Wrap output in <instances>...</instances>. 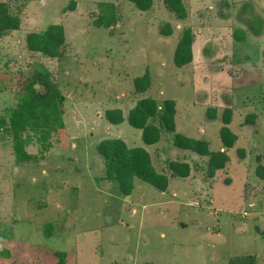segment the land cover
Wrapping results in <instances>:
<instances>
[{
  "label": "rangeland",
  "instance_id": "obj_1",
  "mask_svg": "<svg viewBox=\"0 0 264 264\" xmlns=\"http://www.w3.org/2000/svg\"><path fill=\"white\" fill-rule=\"evenodd\" d=\"M0 2L19 24L0 36V118L9 124L39 66L64 97L63 128L47 151L23 134L35 160L17 162L11 136L0 134V264H57L58 252L61 264H228L247 256L264 264V0H181L183 19L164 0L143 10L129 0ZM107 5L115 22L104 28ZM53 24L64 33L60 56L30 51L27 35ZM186 30L191 60L177 65ZM145 73L149 87L138 93L134 81ZM144 98L159 107L172 100L174 132L223 151V168L209 175L208 157L172 149L170 132L144 144L127 121ZM108 109H120L123 121L109 123ZM149 123L160 127L158 118ZM223 126L237 137L229 149ZM114 138L147 150L168 178L165 191L135 180L123 195L105 178L97 145ZM170 161L186 162L189 175L175 177Z\"/></svg>",
  "mask_w": 264,
  "mask_h": 264
},
{
  "label": "trees",
  "instance_id": "obj_2",
  "mask_svg": "<svg viewBox=\"0 0 264 264\" xmlns=\"http://www.w3.org/2000/svg\"><path fill=\"white\" fill-rule=\"evenodd\" d=\"M140 9H148L151 0H129ZM165 5L173 10L179 18L186 16L181 0H164ZM104 28H108L115 22L114 8L107 5L101 17ZM19 27L18 20L9 14L4 2H0V36L6 31H15ZM162 34H171L168 25L164 26ZM167 28V31H166ZM236 40L240 41L237 34ZM64 44V33L60 25H50L43 33H29L26 37V46L32 52L41 53L49 58H57L61 54V47ZM191 32L186 30L181 37L175 53V63L182 65L191 60ZM35 84H39L43 90L37 91ZM149 87V76L147 73L137 77L134 81L135 91L142 93ZM17 105L8 116L6 121L0 118V134L11 136L13 154L17 162H28L35 160L34 156L26 153L25 146L31 141L28 137H23L25 132H31L35 136V142L40 145L42 151L50 148L51 136L59 129L63 128L61 106L64 101L63 95L57 86L50 80L49 71L43 66L36 67L29 77L28 82L22 91L17 94ZM157 101L144 98L139 100L135 106L128 111V124L141 130V140L144 144L155 146L160 141L164 132L173 133L170 137L171 147L175 150H187L200 156L208 157V174L212 175L217 169L223 168L228 161V156L222 151L212 152L208 149V144L204 140H198L174 132V102L165 100L159 107ZM213 112V110H209ZM223 114L225 124H228L230 111L226 109ZM212 114V115H213ZM158 118L160 121L157 127L149 123V119ZM105 119L111 124H119L123 120L120 109H108L105 112ZM219 139L225 149H229L237 137L227 126H223L219 131ZM47 151V150H46ZM98 153L103 157L104 174L108 180L115 181L117 188L123 195H129L133 188V182L139 180L161 192L167 188L168 178L162 173H158L151 164V159L147 150L143 147H127L120 138L103 139L97 145ZM162 154L164 147L157 149ZM165 155V153H164ZM173 175L177 178H186L189 175V165L186 162L170 161L168 165ZM59 263L64 256V252L56 253ZM254 257H237L229 261L228 264H253Z\"/></svg>",
  "mask_w": 264,
  "mask_h": 264
},
{
  "label": "crops",
  "instance_id": "obj_3",
  "mask_svg": "<svg viewBox=\"0 0 264 264\" xmlns=\"http://www.w3.org/2000/svg\"><path fill=\"white\" fill-rule=\"evenodd\" d=\"M154 147V146H153Z\"/></svg>",
  "mask_w": 264,
  "mask_h": 264
}]
</instances>
